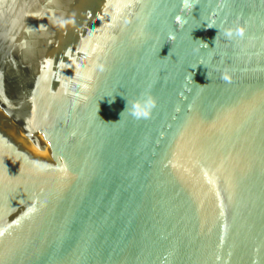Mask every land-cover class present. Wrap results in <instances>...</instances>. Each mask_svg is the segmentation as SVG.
I'll list each match as a JSON object with an SVG mask.
<instances>
[{"label": "water", "instance_id": "1", "mask_svg": "<svg viewBox=\"0 0 264 264\" xmlns=\"http://www.w3.org/2000/svg\"><path fill=\"white\" fill-rule=\"evenodd\" d=\"M189 2L0 0V264H264V0Z\"/></svg>", "mask_w": 264, "mask_h": 264}, {"label": "clouds", "instance_id": "2", "mask_svg": "<svg viewBox=\"0 0 264 264\" xmlns=\"http://www.w3.org/2000/svg\"><path fill=\"white\" fill-rule=\"evenodd\" d=\"M182 6L185 9H190L192 7V4L189 2V0H182ZM175 20L178 23H181V24L184 23V21L179 15L175 17ZM209 26H212V25H209ZM224 35L228 38H231L233 35V32L230 30H225ZM235 35L242 36L243 30L237 28L235 30ZM126 107H127V104H126ZM154 107H155V99L150 94H148V95H145L143 99H137L131 102L130 114L136 119H147L150 116L151 111Z\"/></svg>", "mask_w": 264, "mask_h": 264}, {"label": "bare ground", "instance_id": "3", "mask_svg": "<svg viewBox=\"0 0 264 264\" xmlns=\"http://www.w3.org/2000/svg\"><path fill=\"white\" fill-rule=\"evenodd\" d=\"M18 137L21 138L20 135H18ZM22 138H23V142H24V144L26 145V147L29 148V150H30V152H31L32 154H34V155H36V156H47V155L45 154L44 151H40V150L35 149V148L32 146V144H31L28 140H26L25 137H22Z\"/></svg>", "mask_w": 264, "mask_h": 264}]
</instances>
